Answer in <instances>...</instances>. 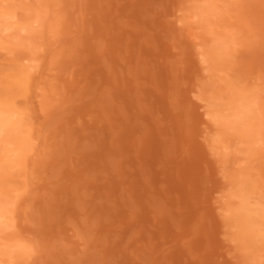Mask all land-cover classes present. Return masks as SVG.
Here are the masks:
<instances>
[{
    "label": "rangeland",
    "instance_id": "374dc122",
    "mask_svg": "<svg viewBox=\"0 0 264 264\" xmlns=\"http://www.w3.org/2000/svg\"><path fill=\"white\" fill-rule=\"evenodd\" d=\"M0 264H264V0H0Z\"/></svg>",
    "mask_w": 264,
    "mask_h": 264
},
{
    "label": "bare ground",
    "instance_id": "6f19581e",
    "mask_svg": "<svg viewBox=\"0 0 264 264\" xmlns=\"http://www.w3.org/2000/svg\"><path fill=\"white\" fill-rule=\"evenodd\" d=\"M1 117H2V116L0 115V120H1Z\"/></svg>",
    "mask_w": 264,
    "mask_h": 264
}]
</instances>
